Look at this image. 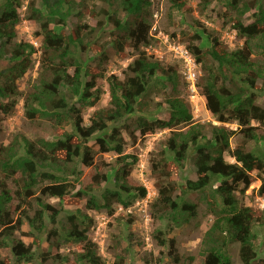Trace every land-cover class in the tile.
Instances as JSON below:
<instances>
[{
	"label": "trees",
	"instance_id": "16d2710c",
	"mask_svg": "<svg viewBox=\"0 0 264 264\" xmlns=\"http://www.w3.org/2000/svg\"><path fill=\"white\" fill-rule=\"evenodd\" d=\"M168 2L169 18L177 12L182 19H188L189 26L179 38L184 46H177L196 63L200 72L196 89L219 124L195 123L188 101L171 97L164 100L168 118L137 117L135 130L143 136L168 130V136L160 141L161 149L150 158V174L157 185V196L149 205L151 218L159 221L171 217L175 224H186L197 218V208L203 203L212 220L201 241L202 264H235L231 258L233 250L240 264H264V257L257 259L256 252V240L264 235V211L245 202L254 174L260 181L257 195L264 197V0H224L223 14L228 15V20L235 18L230 29L242 41L234 47L221 43L219 34L191 16L190 0ZM211 2L199 0V13ZM150 6V0H0V133L3 116L12 114L21 99L28 120L39 117L57 126L70 121L74 128V132L51 140L32 141L21 132L7 143L0 140V248L9 247L18 264L35 259L30 247L15 238L23 222L36 234L42 233L45 219L52 225L57 223L58 213L41 197L63 200L70 196L86 198L85 211H103L113 216L120 208L115 221L117 225L123 223L126 231L121 227L111 236L109 251L116 254L113 264H132L134 234L130 228L134 219L126 211L133 205L130 193L137 192L144 198L146 190L142 185L129 183L136 159L125 154L121 131L113 128L109 135L104 133L103 138L96 139L102 152L117 155L111 166L112 187L105 186L96 196L93 188L108 184V173L95 171L82 179V185L72 184L56 173L75 175L76 159L91 166L89 138L106 132L109 124L133 113L137 99L148 93L154 79L159 78L166 87L162 76L168 75L171 65H161L144 50L151 41ZM88 7L93 26L82 21ZM20 12L24 20L38 26L35 36L40 38L38 74L25 94L19 90L18 80L33 67L31 55L35 51L33 45L16 41ZM245 18L249 19L247 23ZM73 19L76 21L69 33L62 34V28ZM180 23L174 25L179 27ZM106 32L108 39L102 36ZM175 36L171 34V38ZM126 47H131L137 57L128 64L123 78L107 75L111 53H122ZM178 60L183 64L182 59ZM100 79L107 83L108 106L93 111L90 124L84 126L83 111L100 99L101 89L96 86ZM76 98L77 108L71 104ZM233 137H238L234 147ZM186 161L194 166L196 179L179 186L172 179ZM10 184L17 189L13 191ZM77 185L80 189L76 190ZM209 187L213 189L208 191ZM37 188L40 197L35 195ZM185 192L197 194L196 201L185 200ZM14 199L20 202L18 206H25L23 217L17 220L8 209ZM91 224L92 219L79 209L69 215L62 228L49 231L47 236L54 238L51 241H55L57 251L67 242L81 245V251H69L72 259L46 251L38 258L40 264H106L97 243L88 238ZM160 235L158 230L152 233L158 245L164 246L165 239ZM170 256L172 263L183 264L178 253ZM193 261L194 257L186 258L187 264Z\"/></svg>",
	"mask_w": 264,
	"mask_h": 264
},
{
	"label": "rangeland",
	"instance_id": "374dc122",
	"mask_svg": "<svg viewBox=\"0 0 264 264\" xmlns=\"http://www.w3.org/2000/svg\"><path fill=\"white\" fill-rule=\"evenodd\" d=\"M150 1L151 6L149 9L151 14L150 17H148V21L151 25L149 30L151 41L144 50L152 56L153 60L158 61L161 65H171V69L167 71L168 75L162 76V80H164V85H166V87L161 84L159 78L154 79L152 82V88L148 93L137 99L133 113L129 114L116 124H109L106 132L97 133L92 138H89L88 146L93 155L91 166H85L80 159H76L74 162L77 169L75 175L67 176L59 173H56V175L67 177L68 181L72 184H79L85 176H89L95 171L102 174L108 173V184L105 183L100 187L93 188L92 193L98 196L105 186L112 187L114 174L111 166L117 155L112 151L102 152L99 145L96 143V139L103 138L104 133L109 135L113 128H117L121 131V136L125 142V154L132 155L136 159V162L132 165L130 176L128 177L129 183L132 186L142 185L146 190V196L144 198L140 197L137 192L130 193L133 205L126 211L128 214H131L134 219L130 228V231L134 234V239L132 240L133 250L130 257L131 263L174 264L172 263V257L170 255L178 253L180 261L182 260L183 264H187L186 258L190 256L194 257V261L191 264H202L203 261L200 256L201 241L203 234L211 224L212 217L206 213V206L201 203L197 208V218L189 219L186 224H175L171 217H166L159 221H154L151 218L149 205L157 196V185L150 174V158L161 149L160 141H163L168 136V130L157 131L156 133H149L143 136L135 130V120L139 116L149 120L168 118L167 106L164 103V100L167 97H171L188 101L195 123L203 125H208L209 123L218 125L219 123L214 120L210 112L206 109L205 102L199 95L198 89H196L197 93H194L193 95L189 91L188 83L183 74L184 65L177 59L176 53L173 50V47H177V45L181 47L184 46L182 42L179 41V38H181L180 32L188 25V19L186 17L182 19L180 13L177 12H174L169 18L167 13L169 7L168 0ZM190 4L192 5L191 16L200 20L205 26L209 27L211 31H215L214 33L219 34L221 43L229 47L241 44L242 41L236 37L235 31L230 29V23L233 24L235 18L228 20V15L224 16L223 14L225 11L224 0H212L208 8L202 14L198 11L199 0H190ZM89 10L90 7L83 12L82 21H88L89 25L93 26L95 23L94 21L92 22L88 16ZM252 12L254 11L252 10L250 14ZM19 20L20 21L16 26V41H22L33 45L35 51L31 55L33 67L27 70L24 76L18 80V88L23 94H25L38 74L40 56L38 47L40 45V38H36L35 36L38 26L24 20L22 12H20ZM75 21L76 19H73L67 26L63 27L61 30L62 34H68L71 24ZM178 21L181 22L179 27L174 25ZM243 21L247 23L249 19L245 18ZM189 28L193 29V27ZM108 33L109 32H106V34H102V36H104L105 39H108ZM172 33H175L176 35L173 38H171ZM92 54L94 55V51ZM136 57L137 55L131 47H126L122 53L116 54L115 52H112L107 64V75H116L122 79L124 76L123 73L127 69L128 64L133 62ZM89 64L94 66L93 62ZM199 74L200 72L197 70V76H199ZM168 76H171V79H169ZM96 86L101 89V96L95 106L83 111L82 124L84 126L90 124L89 117L93 111L104 110L108 106L109 90L107 83L100 79L96 81ZM262 98V105H264V96H262ZM76 100L77 98L71 101V104H75V108L79 106ZM22 105L21 99L19 103H17L12 114L3 116L0 140L4 143H7L18 132L26 134L32 141H35L37 138H44L46 140L62 138L64 133L74 132L73 124L70 121L57 126L53 122L39 117L33 120H28L24 115ZM254 125L263 128L257 123ZM227 126L230 128L236 127L233 124H228ZM131 133H133V136H131ZM237 140L238 137H233L231 139L232 147L235 146ZM37 149H40V146H37ZM226 159L233 162V159L228 156H226ZM48 171L55 172L49 168ZM255 176L256 175L254 174V180L246 190L245 195L247 198L245 202L248 205H254L261 209L260 200H257L259 197V195H257V190L260 181L257 180ZM194 179H196L195 168L191 165L190 161H186L180 169L179 175L176 178H173L172 182L182 186L187 180ZM44 183L49 184L50 182L45 181ZM44 183L42 185H44ZM10 187L13 191L17 189L12 186V184H10ZM77 189H80L79 185L76 186V190ZM212 189V187H209L207 190L209 191ZM35 191V195L39 196V189L37 188ZM197 196V194L188 192L184 193L185 200L187 201L195 202ZM41 200L54 207L55 211L58 213L57 223L52 225L48 219H45L42 233L36 234L26 222H23L20 230L15 234V238L29 246L31 251L35 253V259L30 263L24 264H40L41 260L38 258L46 251H50L52 254L58 252L62 255H68L69 251H81V245H76L73 242H67L64 246L60 245L61 248L57 251L54 248L55 241H51L54 238L47 236L49 231L62 228L66 222V218L69 215L74 214L78 209L92 219V224L88 231V238L97 243L98 252L105 260L106 264L114 263L116 254L109 251V247L112 243L111 236L117 234L121 227L126 231V227L123 226V223L117 225L115 221V217L121 212L120 208L116 209L113 216H107L103 211H85L84 206L86 198H72L70 196L63 200H59L57 198L41 197ZM18 204H20V202L14 199L8 206L9 213L14 217V220L23 217L25 206L23 204L18 206ZM30 215L32 216L33 212H30ZM127 218L129 217L126 216V219ZM155 230L160 231V236L165 239L164 246H159L158 241L152 236V233ZM256 252L257 259L264 257L263 234H260V237L256 240ZM235 254L236 252L233 250L231 252V258H233L235 264H240L239 259ZM68 256L70 259L73 258L72 255ZM5 259H7L6 264H18L9 247L0 248V261L4 262ZM45 264L57 263L47 261ZM70 264H73V262H70Z\"/></svg>",
	"mask_w": 264,
	"mask_h": 264
},
{
	"label": "built area",
	"instance_id": "2783aa9c",
	"mask_svg": "<svg viewBox=\"0 0 264 264\" xmlns=\"http://www.w3.org/2000/svg\"><path fill=\"white\" fill-rule=\"evenodd\" d=\"M174 52L176 53V57L178 59L183 60L184 65V78L186 82L188 83V89L193 95L194 93H197L195 82H196V76H197V70H196V63L187 55V53L184 51L181 47H173ZM261 202V208L264 209V199L260 200Z\"/></svg>",
	"mask_w": 264,
	"mask_h": 264
},
{
	"label": "clouds",
	"instance_id": "9594fccd",
	"mask_svg": "<svg viewBox=\"0 0 264 264\" xmlns=\"http://www.w3.org/2000/svg\"><path fill=\"white\" fill-rule=\"evenodd\" d=\"M260 186V185H259ZM259 188V187H258ZM262 199H264V197L263 196H259L258 198H257V200H262ZM260 205H261V202H260ZM261 210H263L264 211V209L263 208H261Z\"/></svg>",
	"mask_w": 264,
	"mask_h": 264
}]
</instances>
